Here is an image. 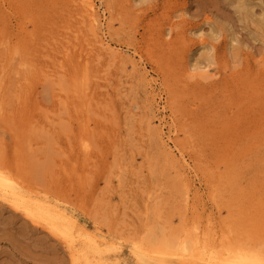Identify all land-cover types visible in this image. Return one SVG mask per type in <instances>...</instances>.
Instances as JSON below:
<instances>
[{"label": "rangeland", "instance_id": "obj_1", "mask_svg": "<svg viewBox=\"0 0 264 264\" xmlns=\"http://www.w3.org/2000/svg\"><path fill=\"white\" fill-rule=\"evenodd\" d=\"M234 1L0 0V161L128 264L193 223L264 248V0ZM64 247L0 200V264H73Z\"/></svg>", "mask_w": 264, "mask_h": 264}, {"label": "bare ground", "instance_id": "obj_2", "mask_svg": "<svg viewBox=\"0 0 264 264\" xmlns=\"http://www.w3.org/2000/svg\"><path fill=\"white\" fill-rule=\"evenodd\" d=\"M234 2H236V1H234ZM255 2H257V1L255 0ZM85 3L87 4V5L86 4L85 5L87 6V8L89 10L92 11V9L95 8L94 0H85ZM236 3H238L237 6L239 7L238 8L239 12H240L239 15L242 18H244V19L245 18L247 19V17L249 18V15L251 13H252L251 15L253 16L252 11H254L253 9H255L254 7H256V6L253 4L252 0H242L241 2H236ZM261 3L264 4L263 2H261ZM175 10H176V8H175ZM262 16H263V19L258 21V24H259V26H262L264 28V13ZM95 17H97V16H95ZM96 20H98V19L96 18ZM258 24H257V26H258ZM211 31L213 32L214 30L211 29ZM255 31H257V30H255ZM257 32L253 31L252 33L256 34ZM262 33H264V31ZM255 34H254V36L256 37ZM260 35H261V33H260ZM263 38H264V34H263ZM257 39L258 38H256V40ZM232 44H234V43H232ZM233 47H235V46H233ZM209 59H210V57H209ZM211 59H213V58H211ZM210 61H212V60H210ZM213 61H214V59H213ZM195 66H196V64H195ZM225 78H227V77H225ZM219 81H218V83H219ZM224 82H225L224 85L227 84L225 79H224ZM238 83H240V82H238ZM219 85H221V84H219ZM227 85H229V84H227ZM251 86H253V84L249 85V88ZM255 87H256V85H255ZM218 88H220V87H218ZM236 88H237V85H236ZM256 88H253V89L250 88V89L254 90ZM257 89H259V88H257ZM232 92H234V91L232 90ZM244 92H245V90H244ZM245 93H247V92H245ZM248 96H251V95L248 94ZM244 102H245V100H244ZM246 102H248V101L246 100ZM229 105H231V104L229 103ZM164 143H166V142H164ZM85 147H86V145H85ZM169 147L167 146L168 150H169ZM170 150H172V149H170ZM2 158H1L2 160H5L4 157H2ZM5 161H3V162L5 163ZM170 161L173 164L177 163V160L175 158H172V157L170 158ZM0 163H1L0 164V200L6 202L8 204V206L10 205L15 210L20 211V213H22L25 217H27L35 225L41 226L42 228L47 230L51 235L54 236V238L56 237L57 239H59L65 245L66 248L65 247L64 248L67 249L66 251H68L70 258H71L70 260H72L73 264H128L127 261H125L124 259H121L122 256L120 255V253L118 251V247L114 245V241L111 240L112 238L110 237V239H109L108 237H106L104 234H102L100 232L101 228L99 229V224L97 222L95 224H98V228L92 227L93 229L91 228L92 229L91 230L78 217V214L75 212V209H73L74 206H72L73 207L72 208L70 205L67 204V202H65V201H67V200H65V198H63L62 196L58 198V197H56L58 194L56 195L55 193H53V194H55L56 196L55 195L52 196V194L49 195L51 193L50 192L51 190H49V188L47 189L44 186H42L43 189L46 188L47 189V190L45 189L46 192L49 190L50 193L47 192L49 194H47L46 192H43L42 191L43 189L41 187L40 188L42 190H35V189H33L34 187L31 188L32 186L29 187L31 185V183L29 185V182H27V181H26V184L29 186L25 185L24 182H22L24 180H22V178H20L21 176L19 177L18 174L14 173V171H12L15 169L11 168V170H9L5 164H2V161H0ZM172 163H171V165H172ZM8 165H10V162ZM174 166H175V164H174ZM176 167H177V165H176ZM182 172L185 173L184 170H182L181 173ZM181 173H179V174H181ZM176 174L178 175V172ZM178 177L180 178V175H178ZM182 177H183V173L181 174V178ZM183 183H184V181H183ZM235 183L238 184V180H236ZM232 184H233V182H232ZM177 185H181V184H177ZM177 188H179V187H177ZM189 188H191V186H189ZM239 188H240V186H239ZM239 188H238V190H239ZM184 189L187 190V188H184ZM182 190H183V188H182ZM187 197H186V199H187ZM62 198L65 201L62 200ZM183 198H185V197H183ZM189 198H190V196H189ZM186 199H184V200H186ZM183 203L185 204V202H183ZM190 203L191 202H189L188 204H190ZM193 205H194V203H192L191 206L193 207ZM180 206L184 207V205H182V203L178 206V208ZM180 209H179V212H181ZM196 209L197 208L192 209V210H196ZM197 211H199V210H196V213H198ZM196 213L194 211V214H196ZM199 215L200 214H196L195 216L199 217ZM198 217H196L195 220H198L199 219ZM185 218L188 219V217H185ZM185 218H184V220H186ZM200 219H202V217ZM184 220H182V221L184 222ZM193 220H194V218H193ZM202 220H204V219H202ZM190 222H192V221H190ZM193 222H195V221H193ZM184 223H181V224L183 225ZM198 223H200V222H198ZM212 223L213 222H211V224ZM188 224H187V226L191 225V223H188ZM198 225L199 224L193 223V225L191 226V229L189 228L190 231L187 229L188 231H186V233L184 231V234L181 237L173 234L174 236H178V238L175 237L176 239H173L172 237L169 238L168 234H167L168 236L163 234V236L164 235L166 236L164 238L161 235L163 239L161 237H159V235L156 236L157 240H158V238L161 239L160 242L162 244L161 243L159 244V242H158L159 240L157 241L155 239L152 240L153 241L152 243H154V241L157 243L152 244L150 241L151 238L148 237L149 242L151 243L150 244L148 242L147 236H145L146 238L144 237L145 238L144 241L147 240V242L150 245H154V246L159 245V246H157L158 249L153 250V248L151 249V247H153V246H150V245L148 246V247H150V250H148L149 248L144 249L143 247L136 245V242H134L135 246L131 249V251L134 253L135 258L142 264H264V248L262 249L261 246L260 247L258 245L255 246V244L251 246V244H247L248 242L245 243V242H240L237 240L236 241L235 240L230 241V240H228V237H227V235H225V233L222 235V237H220L221 234H219V236H218L216 233L215 234L217 235V237L214 233H212L208 236V230L209 229L208 230L205 229L206 231H202V228L200 227L201 225L200 226H198ZM207 225H208V223H207ZM182 228L183 227H181L180 230H182ZM154 229H157V228H154ZM178 229L179 228H177V230ZM203 229H204V226H203ZM177 230L175 232H177ZM157 232H159V231L157 230ZM179 232H177V233H179ZM212 232H214V231H212ZM215 232H216V230H215ZM150 233L152 234V232H149L148 234H150ZM148 234H146V235H148ZM154 234L157 235L158 233L155 232ZM205 234L207 235L206 237L207 238L210 237V239L211 238L212 239L213 238H215V239L219 238L220 240L218 243L220 246L214 245L212 248L209 249L207 247V242H209V241L208 240L206 241L205 237H203V236H205ZM108 235H110V233ZM152 237H154V235ZM162 240H163V242H162ZM213 241L214 240H212V243H213ZM115 242H116V240H115ZM120 242H122V241H120ZM120 242H118V243H120ZM148 243H146V244H148ZM215 244H217V243H215ZM160 245H161V248L159 249ZM125 251H126V249H125Z\"/></svg>", "mask_w": 264, "mask_h": 264}]
</instances>
